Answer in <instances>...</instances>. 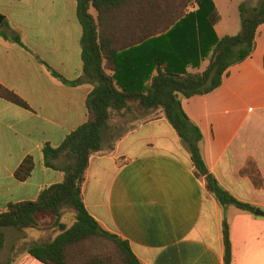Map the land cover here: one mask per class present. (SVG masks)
<instances>
[{
  "label": "crops",
  "instance_id": "0c3cea01",
  "mask_svg": "<svg viewBox=\"0 0 264 264\" xmlns=\"http://www.w3.org/2000/svg\"><path fill=\"white\" fill-rule=\"evenodd\" d=\"M211 1L219 15L216 36L239 33L236 25L224 22L220 7L238 9L246 1ZM0 16V84L28 106L0 98L1 213L11 203L35 201L43 189L63 181L71 157L62 153L46 167L42 151L60 146L86 121L93 86L64 84L47 68L68 81L82 78V28L74 0H0ZM4 34L18 36L26 49ZM127 53L132 56L128 50L121 55ZM263 54L261 25L252 55L230 67L218 88L181 101L203 136L209 172L232 197L261 214L219 207L203 179L194 176L189 154L160 113L135 112L132 126L111 138L112 148L90 157L81 186L85 208L100 228L126 240L142 264H224V220L231 264H264V188L256 189L240 173L252 159L264 180ZM206 65L188 72H201ZM26 157L33 158L34 168L20 182L14 173ZM19 233L4 230L0 264H41L16 241L27 232Z\"/></svg>",
  "mask_w": 264,
  "mask_h": 264
},
{
  "label": "trees",
  "instance_id": "16d2710c",
  "mask_svg": "<svg viewBox=\"0 0 264 264\" xmlns=\"http://www.w3.org/2000/svg\"><path fill=\"white\" fill-rule=\"evenodd\" d=\"M74 1L82 28V78L68 81L39 61L64 84L93 86L85 104L87 119L67 134L57 148H43L46 167H53L51 162L62 153L71 157L72 164L63 169V181L43 189L35 201L11 203L0 213V248L4 244L5 229H36L39 216H51L53 226L60 233L50 241L26 248L39 263L142 264L126 240L100 228L86 210L81 195L90 157L112 148V137L108 136L110 121L114 118L130 121L138 107L143 112L164 116L189 154L194 176L203 179L206 191L219 207L233 206L254 214V206L232 197L207 169L201 152L203 136L184 112L181 101L214 91L230 67L252 55L257 30L264 25V0H259L254 7L241 3L239 33L221 38L214 32L219 15L211 0ZM3 38L26 49L18 36L4 34ZM127 50L132 56L121 55ZM203 62H207L203 71L188 72V69H199ZM0 98L28 108L17 94L1 84ZM33 168V158L26 157L14 177L20 182L26 181ZM240 173L256 189L264 188V180L252 159ZM63 208L75 213L74 222L68 228L59 222ZM222 237L223 261L231 264L226 220L222 224ZM109 249L112 254L106 253Z\"/></svg>",
  "mask_w": 264,
  "mask_h": 264
},
{
  "label": "rangeland",
  "instance_id": "374dc122",
  "mask_svg": "<svg viewBox=\"0 0 264 264\" xmlns=\"http://www.w3.org/2000/svg\"><path fill=\"white\" fill-rule=\"evenodd\" d=\"M218 1V0H217ZM241 1H248L250 7L256 6L259 2L258 0H241ZM254 1H256L254 3ZM222 15L224 17V22H227L230 26L233 24L238 27V29H241V22H240V17L238 14V9L236 6H230V7H220ZM140 108H135L134 112H137L139 116H142L140 112ZM136 113H134L135 115ZM133 121H129L127 119H122V118H114L110 121L109 126H110V135L111 137H119L122 133L127 131L133 124ZM112 141V140H111ZM110 141V142H111ZM75 213L72 209L69 208H63L61 210V218H60V223L64 224L66 228L70 227L73 222H74V217ZM38 223L39 227L36 229H25L20 232L19 234H23L24 232H27L26 235L22 236L19 240L20 244H23L25 248H27L29 245L34 244V243H45L47 241L52 240L56 235L60 233V230L53 226L54 225V218L51 216H39L38 217ZM43 230L41 233L37 232ZM17 231V230H16ZM40 233V234H39ZM39 236H42L40 238ZM90 243V242H89ZM96 245H98L97 242H95ZM93 250V248L91 249ZM96 252L99 250L95 249ZM106 253L112 254V251L109 249L106 251Z\"/></svg>",
  "mask_w": 264,
  "mask_h": 264
},
{
  "label": "water",
  "instance_id": "95a60500",
  "mask_svg": "<svg viewBox=\"0 0 264 264\" xmlns=\"http://www.w3.org/2000/svg\"><path fill=\"white\" fill-rule=\"evenodd\" d=\"M2 19H3V18L0 16V23H1ZM255 213H256V214H261V213H260L259 211H257V210L255 211Z\"/></svg>",
  "mask_w": 264,
  "mask_h": 264
}]
</instances>
